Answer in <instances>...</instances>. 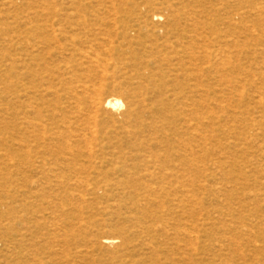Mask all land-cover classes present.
Wrapping results in <instances>:
<instances>
[{"label": "rangeland", "instance_id": "1", "mask_svg": "<svg viewBox=\"0 0 264 264\" xmlns=\"http://www.w3.org/2000/svg\"><path fill=\"white\" fill-rule=\"evenodd\" d=\"M98 1L0 0V264H264V0Z\"/></svg>", "mask_w": 264, "mask_h": 264}, {"label": "bare ground", "instance_id": "2", "mask_svg": "<svg viewBox=\"0 0 264 264\" xmlns=\"http://www.w3.org/2000/svg\"><path fill=\"white\" fill-rule=\"evenodd\" d=\"M93 1H95V6H96V4H97V6L99 5V6H101L100 4H101V1H98V2H96V0H93ZM108 2H110V0H108ZM47 3V2H46ZM52 3V2H51ZM73 3V2H72ZM93 3V2H92ZM105 3H107V1L105 2ZM67 5H68V3H67ZM74 6V5H73ZM92 8H93V6H91ZM169 8H170V6H168ZM99 8V7H98ZM173 9V8H172ZM171 9V10H172ZM170 10V9H169ZM174 11V10H173ZM257 11H258V9H257ZM94 12V11H93ZM97 13H98V11H95V14H93L94 15V17H97ZM173 13V12H172ZM158 14V13H157ZM177 14V13H176ZM29 15V14H28ZM92 15V16H93ZM172 16V15H171ZM28 16H26L25 18H27ZM155 17V16H154ZM24 18V19H25ZM171 18V17H170ZM172 20V19H171ZM170 20V21H171ZM174 20V19H173ZM172 22V21H171ZM86 29V28H85ZM88 33H89V31H88ZM101 33V32H100ZM97 35V34H96ZM94 36V35H93ZM33 41V40H32ZM22 45V44H21ZM32 46V45H31ZM20 60V59H19ZM18 60V61H19ZM97 60V59H96ZM21 63V62H20ZM22 64V63H21ZM19 67V66H18ZM36 93V92H35ZM21 95V94H20ZM40 95V94H39ZM38 95V96H39ZM96 100L98 99V98H95ZM95 100V101H96ZM98 102V101H97ZM98 105V104H97ZM103 106H105V107H111V108H113V109H118V108H120V107H122V104H121V101L119 100V99H117V98H108V99H106L104 102H103ZM132 110L128 107V111H127V118H130L131 116H132ZM207 122V121H206ZM124 125V124H123ZM206 125V124H205ZM204 125V126H205ZM198 126H199V124H198ZM189 127H191V126H189ZM197 128V127H196ZM190 129V128H189ZM195 129V128H194ZM195 131V130H194ZM202 135V134H201ZM196 136L198 137V135L196 134ZM203 140V139H202ZM185 145V144H184ZM183 145V146H184ZM186 146H188V145H186ZM203 146V145H202ZM182 149H183V147H182ZM185 149V148H184ZM183 149V150H184ZM190 149V148H189ZM204 150H205V148H204ZM185 151V150H184ZM185 153V152H184ZM64 159V158H63ZM187 159H188V157H187ZM197 160H199V159H197ZM64 161V160H63ZM188 166V165H187ZM191 168V167H190ZM124 170V169H123ZM127 170V169H126ZM183 171H185V170H183ZM182 171V172H183ZM124 172V171H123ZM128 172V171H127ZM186 172V171H185ZM184 173V172H183ZM156 174V173H155ZM169 174V173H168ZM176 174H178V171H177V173ZM180 174V173H179ZM146 177H148V178H151V177H154V176H152V173H149V174H146L145 175ZM187 176V175H186ZM134 177V176H133ZM173 177V176H172ZM179 177H181V176H179ZM136 180V179H135ZM138 180V179H137ZM132 181V180H131ZM137 182V181H136ZM188 186V185H187ZM183 203V202H182ZM187 206V205H186ZM185 234V233H184ZM175 235V234H174ZM180 235V234H179ZM182 236V235H181ZM188 236H189V234H188ZM187 237V236H186ZM113 240V238H111V237H109V238H105L104 239V241H103V243L104 244H107V245H110V244H112V241ZM188 258V257H187ZM187 262H189V261H187Z\"/></svg>", "mask_w": 264, "mask_h": 264}]
</instances>
